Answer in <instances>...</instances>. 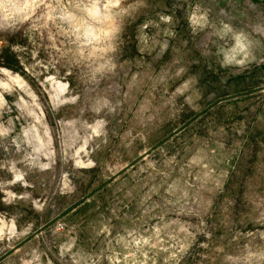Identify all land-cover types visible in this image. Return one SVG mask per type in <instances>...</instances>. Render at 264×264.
<instances>
[{
  "label": "rangeland",
  "instance_id": "obj_1",
  "mask_svg": "<svg viewBox=\"0 0 264 264\" xmlns=\"http://www.w3.org/2000/svg\"><path fill=\"white\" fill-rule=\"evenodd\" d=\"M0 264H264V0H0Z\"/></svg>",
  "mask_w": 264,
  "mask_h": 264
},
{
  "label": "water",
  "instance_id": "obj_2",
  "mask_svg": "<svg viewBox=\"0 0 264 264\" xmlns=\"http://www.w3.org/2000/svg\"><path fill=\"white\" fill-rule=\"evenodd\" d=\"M250 93V92H249ZM249 93H245V94H241L240 96L243 95H247ZM233 98V97H230ZM235 98V97H234ZM229 99V97L224 98V99H219L218 102L222 101V100H226ZM210 108V107H208ZM186 126V124H184L183 126H181L180 128L176 129L175 131H173L168 137H166L164 140H162L160 143H158L157 145H155L153 148L149 149L148 151L144 152L143 156H140L139 158H137L135 161H133L130 165L125 166L124 168H122L114 177L110 178L108 181H106L105 183H103L100 187H98L97 189H95L94 191H92L91 193H89L88 195H86L84 198H82L80 201H78L77 203H75L74 205H72L71 207H69L67 210H65L63 213H61L58 217H56L53 221H51V224L56 221L57 219H60L61 217H63L64 215H66L67 213H69L70 211L74 210L77 206H79L80 204H82L84 201L88 200L94 193H96L97 191H99L102 187H104L105 185H107L108 183H110L112 180H114L117 176H119L120 174L124 173L126 170H128L131 166H133L135 163H137L139 160H141L144 156L148 155L150 152H152L155 148H157L158 146H160L161 144H163L164 142H166L167 140H169L170 138H172L174 135H176L178 132H180L184 127Z\"/></svg>",
  "mask_w": 264,
  "mask_h": 264
},
{
  "label": "trees",
  "instance_id": "obj_3",
  "mask_svg": "<svg viewBox=\"0 0 264 264\" xmlns=\"http://www.w3.org/2000/svg\"><path fill=\"white\" fill-rule=\"evenodd\" d=\"M3 65H5V63H3ZM7 66V65H6Z\"/></svg>",
  "mask_w": 264,
  "mask_h": 264
}]
</instances>
